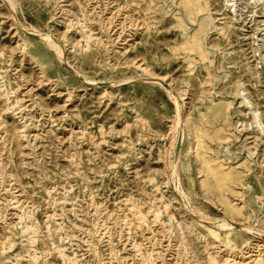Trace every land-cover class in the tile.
Wrapping results in <instances>:
<instances>
[{
    "label": "rangeland",
    "instance_id": "rangeland-1",
    "mask_svg": "<svg viewBox=\"0 0 264 264\" xmlns=\"http://www.w3.org/2000/svg\"><path fill=\"white\" fill-rule=\"evenodd\" d=\"M11 1L0 264H264V0Z\"/></svg>",
    "mask_w": 264,
    "mask_h": 264
},
{
    "label": "bare ground",
    "instance_id": "bare-ground-1",
    "mask_svg": "<svg viewBox=\"0 0 264 264\" xmlns=\"http://www.w3.org/2000/svg\"><path fill=\"white\" fill-rule=\"evenodd\" d=\"M4 1V0H3ZM8 1V5H10V7H13V2L11 1V0H7ZM20 25H22V24H20ZM23 27V26H22ZM25 27V26H24ZM32 30L33 31H28V33H33V32H36L37 30L35 29V28H32ZM38 32V31H37ZM40 35L43 37V40L48 44V46L50 47V48H52L55 52H56V54L58 55V56H63V48L61 47V45L58 43V41L53 37V35L51 34V33H40ZM60 57V58H61ZM156 79H158V80H161L162 81V79H160V78H156ZM167 88V90H169V87H166ZM172 95V94H171ZM173 96V95H172ZM174 97V96H173ZM174 101H175V103H176V105H177V98L176 97H174ZM177 122V121H176ZM178 123H180V119H178ZM173 165V164H172ZM174 166V165H173ZM172 167V166H171ZM172 170H173V167H172ZM173 172H175V171H173ZM176 190H178V189H176ZM139 215H140V213H139ZM139 217V216H138ZM142 218V217H141ZM142 220V219H141ZM158 222V221H157ZM216 222V224H217V226L218 227H220V228H226V227H229V225L231 224V223H229L228 221H227V219H220V220H217V221H215ZM213 223V222H212ZM233 224V223H232ZM245 229H247V230H251L252 229V227H249V226H243ZM246 230V231H247ZM252 261H254V264H261V259H259V258H257V256L256 257H254V259L252 260Z\"/></svg>",
    "mask_w": 264,
    "mask_h": 264
}]
</instances>
